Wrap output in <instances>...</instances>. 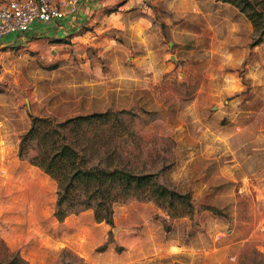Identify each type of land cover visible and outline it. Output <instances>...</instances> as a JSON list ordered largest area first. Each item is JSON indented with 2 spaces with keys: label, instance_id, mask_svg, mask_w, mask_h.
<instances>
[{
  "label": "rangeland",
  "instance_id": "obj_1",
  "mask_svg": "<svg viewBox=\"0 0 264 264\" xmlns=\"http://www.w3.org/2000/svg\"><path fill=\"white\" fill-rule=\"evenodd\" d=\"M97 12L63 37L0 52V264H122L113 233L95 245L96 232H86L84 257L62 245L80 240V225L73 213L56 218V181L18 156L32 116L104 111L118 127L88 131L101 149L116 146L131 169L188 191L194 207L175 217L154 200L129 199L114 212L150 203L183 245L264 264V35L252 45V23L221 0H117ZM84 211L94 217L76 215ZM13 218L30 260L1 235Z\"/></svg>",
  "mask_w": 264,
  "mask_h": 264
},
{
  "label": "trees",
  "instance_id": "obj_2",
  "mask_svg": "<svg viewBox=\"0 0 264 264\" xmlns=\"http://www.w3.org/2000/svg\"><path fill=\"white\" fill-rule=\"evenodd\" d=\"M237 7L253 26L254 41L264 35V0H221ZM113 115V118L111 117ZM116 113L92 112L65 118L31 117L20 136L18 156L53 178L57 183L55 216L61 221L68 214L91 209L97 222L113 225L115 203L129 199L154 200L172 216L191 215V195L160 184L157 173L144 168L131 169L122 152L103 148L88 131L113 132ZM111 235L112 231H108Z\"/></svg>",
  "mask_w": 264,
  "mask_h": 264
},
{
  "label": "crops",
  "instance_id": "obj_3",
  "mask_svg": "<svg viewBox=\"0 0 264 264\" xmlns=\"http://www.w3.org/2000/svg\"><path fill=\"white\" fill-rule=\"evenodd\" d=\"M115 1L117 2V0H86L79 9V15L77 16V20L79 21L78 26L90 21L91 15L97 11L99 12V8L102 10L105 5H111ZM78 26L70 25L67 18L61 21L58 26L35 21L23 33H8L3 35L0 39V52L11 46L28 47L36 39L63 37L64 27H67L70 30L69 32L72 33L78 29ZM52 45H50L51 49L55 50V44ZM260 147L261 150H264V144L260 145ZM225 175L229 179L228 173ZM249 185L255 187L254 184H246L243 187L250 189ZM70 219L80 225L79 228L83 233L82 237L75 245L71 244L66 237L62 240L64 243H61L73 248L83 257L86 255L85 248L88 246L86 245V232H96V237L93 240V244L96 245L103 243L106 240V234L111 230L115 237L114 245L124 246L120 260L122 264H230L224 261L220 249H218V252H215L212 249H207L205 246L202 252L198 250L197 245L194 243H191L190 246L183 245L184 242L177 236H174L173 231L167 232L164 229L159 218L154 216L150 203L136 202L117 208L114 212L112 226L105 222H97L92 214L85 211L78 215L74 214ZM7 221L2 226L1 235L3 239L9 246L19 248L23 257L30 260L29 255L20 243V239L24 235L23 233H18V228L14 223L15 218L12 220L13 223L11 220ZM69 221L67 219L64 221V228L71 224ZM28 230L30 229L28 228ZM113 250L114 247L110 245L108 252L111 254ZM101 256L99 259H101ZM97 263L100 264V261Z\"/></svg>",
  "mask_w": 264,
  "mask_h": 264
},
{
  "label": "built area",
  "instance_id": "obj_4",
  "mask_svg": "<svg viewBox=\"0 0 264 264\" xmlns=\"http://www.w3.org/2000/svg\"><path fill=\"white\" fill-rule=\"evenodd\" d=\"M86 0H0V39L23 33L35 22L58 26L75 15Z\"/></svg>",
  "mask_w": 264,
  "mask_h": 264
}]
</instances>
